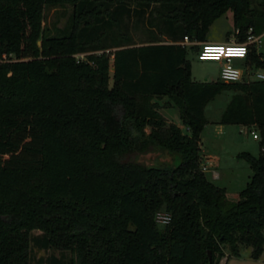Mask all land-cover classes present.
<instances>
[{
	"label": "trees",
	"instance_id": "1",
	"mask_svg": "<svg viewBox=\"0 0 264 264\" xmlns=\"http://www.w3.org/2000/svg\"><path fill=\"white\" fill-rule=\"evenodd\" d=\"M70 5L69 23L43 24ZM252 0H0V264H225L264 251V80H192L188 47L231 14L235 41L264 32ZM145 21L132 42L126 21ZM110 40V41H109ZM40 41V43H39ZM197 53L196 45L189 47ZM84 54L82 58L75 55ZM246 66L264 69L249 46ZM112 68V69H111ZM235 90L221 124L253 126L259 156L238 154L252 174L228 199L200 164L206 105ZM166 98L160 104L158 101ZM176 107L188 131L167 122ZM166 152L146 163L133 156ZM169 214L167 223L156 220ZM33 230H40L33 234Z\"/></svg>",
	"mask_w": 264,
	"mask_h": 264
},
{
	"label": "rangeland",
	"instance_id": "2",
	"mask_svg": "<svg viewBox=\"0 0 264 264\" xmlns=\"http://www.w3.org/2000/svg\"><path fill=\"white\" fill-rule=\"evenodd\" d=\"M262 3L264 0H252V5L257 9H263ZM72 11L70 5L64 7L47 8L44 11L43 24L50 29L55 26L64 27L69 23V17ZM127 29L131 35L132 42L135 45L143 44L149 39V29L145 21L141 22L136 16H131L126 21ZM237 31L233 27L231 14L228 12L225 15L220 16L213 21L209 27L206 39L203 41L190 40L187 51V59L190 61L191 77L196 81H204L206 76L212 81H222L220 79L221 64L214 60H199L196 57V52L189 49V47L196 45L198 48L205 42H227L234 41L237 38ZM256 35V34H255ZM110 41V40H109ZM40 43V41H39ZM257 52L264 51V32L260 34V42L255 45ZM76 56V55H75ZM77 55L76 57H78ZM240 62L242 60L235 59L234 62ZM242 66V65H241ZM112 69V68H111ZM256 68H246L247 73L254 71ZM249 72V76L251 74ZM248 76H245L247 78ZM249 78V77H248ZM252 78V77H251ZM226 91L222 92L216 99H214L209 106H215L216 104L225 105L227 100ZM166 98L159 100L162 104ZM161 112L165 115L167 122L181 123L176 107H165L161 109ZM212 112V111H211ZM211 114V113H210ZM183 131H186L185 127H181ZM240 126L226 125L224 131L216 128V123H211L205 127L202 132V145L200 147V164L203 157L201 155L209 153L217 157L215 159V165L213 166L218 172L220 178L214 177L213 170L207 171V177L219 186L226 187L227 197L230 200H237L239 191L245 186L247 175L249 170L252 172L249 164L243 158L238 156L241 152H249L254 156H259L261 151L259 144L250 133L251 130L244 128L239 131ZM202 150V151H201ZM137 159L146 163H154L162 160H169V156L166 152L163 153H151V155H136L133 159ZM208 170V167H207ZM33 234H39L40 230H33ZM224 255L220 262L225 264H264V251L260 256V259L254 260L250 257V247H241L240 256L231 255L227 246L223 248ZM51 253L58 255L57 251L52 249H39L32 245L31 255L33 256L34 264L40 256H48Z\"/></svg>",
	"mask_w": 264,
	"mask_h": 264
},
{
	"label": "built area",
	"instance_id": "3",
	"mask_svg": "<svg viewBox=\"0 0 264 264\" xmlns=\"http://www.w3.org/2000/svg\"><path fill=\"white\" fill-rule=\"evenodd\" d=\"M260 42V35H255L252 29L249 28L246 39L242 42L227 41V42H205L200 45L197 50L196 57L199 60H214L221 64L220 79L225 82H240L243 78L244 71L233 64L234 59H245L250 45H257ZM189 37L184 36L180 44L186 46L189 44ZM78 55V54H77ZM76 55V56H77ZM84 54L78 57L82 58ZM13 60L11 54L3 53L0 55V63ZM247 73V72H246ZM253 80H264V69H256L251 72ZM186 129H189L188 127ZM243 130V129H242ZM241 130V131H242ZM254 139L260 140V135L255 130L250 131ZM203 171H207V165L201 166ZM217 175L215 174L214 177ZM156 220L163 225L168 222L169 214L159 212L156 215Z\"/></svg>",
	"mask_w": 264,
	"mask_h": 264
},
{
	"label": "crops",
	"instance_id": "4",
	"mask_svg": "<svg viewBox=\"0 0 264 264\" xmlns=\"http://www.w3.org/2000/svg\"><path fill=\"white\" fill-rule=\"evenodd\" d=\"M235 60V59H234ZM234 60H233V64L236 66V67H238V68H240L241 70H243L244 71V74H243V78H242V80L240 81V82H238V83H246V82H249L250 80H253V78H251V76H249V72H251V71H249L248 73H246L247 71H246V68L248 69V66H246V64H245V59H240V60H242V61H240V62H234ZM242 65V66H241ZM245 76H248L247 78H245ZM207 78V79H206ZM206 78H205V80L204 81H199V82H205V81H212L211 79H209V77L208 76H206ZM192 80H194V81H196L194 78H192ZM224 91H226V95H227V100L225 101V105H222V104H220V105H218V104H216L215 106H209V105H211L210 103L213 101H211V102H209L207 105H206V107H205V116H206V118H207V120H208V122H207V124L205 125V127L206 126H208L209 124H211V123H216V128L220 131V130H222V131H224V128H225V126L226 125H236V126H240V129H239V131H241L242 129H244V128H247V130H255V132H257L258 134H259V132L253 127V126H249V125H243V124H221V123H219V119H220V117H221V114L223 113V111L225 110V108H226V106H227V104L229 103V101L231 100V98H232V96H233V94H235L237 91H235V90H224ZM224 91H222V92H224ZM221 92V93H222ZM220 93V94H221ZM219 94V95H220ZM218 95V96H219ZM217 96V97H218ZM216 97V98H217ZM215 98V99H216ZM171 108V107H170ZM212 111V112H211ZM211 113V114H210ZM173 122V121H172ZM174 123H176V122H174ZM178 126H180V127H184L181 123H176ZM205 127H204V129H205ZM187 127H185V129H186ZM189 129H186V131H188ZM260 135V134H259ZM257 141H258V144H259V140L258 139H256ZM201 145H202V135H201V140H200V147H201ZM259 149H260V151L262 150L261 148H260V146H259ZM202 151V150H201ZM202 157H203V160H202V163L203 164H206L207 165V167H208V170L207 171H210V170H213V175H217L216 177L217 178H220V176H219V174H218V172L216 171V169L213 167L214 165H215V159H217V157L216 156H212V155H210L209 153H207V154H203V155H201ZM206 171V172H207ZM251 174H252V172L249 170V172H248V175H247V180H246V183H247V181L249 180V178H250V176H251ZM245 183V184H246ZM223 187H225V186H223ZM225 189H226V187H225ZM260 259V258H259Z\"/></svg>",
	"mask_w": 264,
	"mask_h": 264
},
{
	"label": "water",
	"instance_id": "5",
	"mask_svg": "<svg viewBox=\"0 0 264 264\" xmlns=\"http://www.w3.org/2000/svg\"><path fill=\"white\" fill-rule=\"evenodd\" d=\"M207 79V78H206Z\"/></svg>",
	"mask_w": 264,
	"mask_h": 264
}]
</instances>
